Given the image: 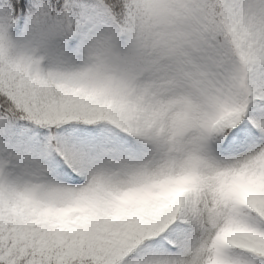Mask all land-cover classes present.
Segmentation results:
<instances>
[{
	"label": "snow or ice",
	"instance_id": "snow-or-ice-1",
	"mask_svg": "<svg viewBox=\"0 0 264 264\" xmlns=\"http://www.w3.org/2000/svg\"><path fill=\"white\" fill-rule=\"evenodd\" d=\"M0 264H264V0H0Z\"/></svg>",
	"mask_w": 264,
	"mask_h": 264
}]
</instances>
